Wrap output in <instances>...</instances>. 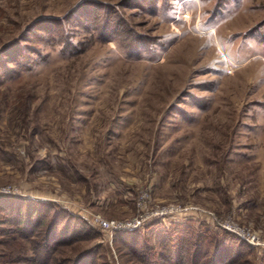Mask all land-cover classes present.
<instances>
[{
	"label": "rangeland",
	"instance_id": "1",
	"mask_svg": "<svg viewBox=\"0 0 264 264\" xmlns=\"http://www.w3.org/2000/svg\"><path fill=\"white\" fill-rule=\"evenodd\" d=\"M79 9L65 46L33 39ZM18 41L26 67L0 70V188L12 192L0 199L53 205L93 233H69L52 264L89 250L100 264H140L113 240L126 230L81 216L161 210L173 213L135 229L148 244L152 223L206 226L264 264V0H0V50ZM5 218L0 264H34Z\"/></svg>",
	"mask_w": 264,
	"mask_h": 264
},
{
	"label": "trees",
	"instance_id": "2",
	"mask_svg": "<svg viewBox=\"0 0 264 264\" xmlns=\"http://www.w3.org/2000/svg\"><path fill=\"white\" fill-rule=\"evenodd\" d=\"M100 10H103L102 8ZM82 9L60 21H51L44 26L33 27L30 31L37 42L58 41L65 46L70 39L63 23L74 20L80 24L84 16ZM82 16V17H81ZM26 41V40H25ZM20 43V44H19ZM26 48L18 41L15 46L6 45L0 50V70L5 74L24 69L27 60ZM9 64L14 67L11 68ZM18 67V68H17ZM16 74V73H15ZM0 211L6 216L5 223L16 225L15 232L30 244L34 264H52L55 245H61L71 233L70 239L91 238L93 233L85 222L56 210L53 205L43 204L22 197L8 196L0 199ZM44 226V230L42 229ZM154 227L155 245L143 241L137 230L116 232L113 240L123 243L140 264H247L249 246L225 232L214 233L206 226L160 229ZM205 227V228H203ZM203 228V229H202ZM42 229V230H41ZM73 235V237H72ZM98 252L89 250L82 253L72 264H100ZM105 264V263H103Z\"/></svg>",
	"mask_w": 264,
	"mask_h": 264
},
{
	"label": "built area",
	"instance_id": "3",
	"mask_svg": "<svg viewBox=\"0 0 264 264\" xmlns=\"http://www.w3.org/2000/svg\"><path fill=\"white\" fill-rule=\"evenodd\" d=\"M11 193L12 192L9 188H5V187L0 188V196L11 194ZM143 197H147V193L142 194L141 199ZM140 203H142V201L138 202L137 206H140ZM172 213L173 211L171 210H161V211L155 212L153 216L140 214L135 218H132L130 220H123V221L105 220L99 216H93L91 219L86 218L84 216H81V218H83L85 221H89L91 224L97 226L102 231H119V230L131 231V230L141 228L148 221H150L153 217L154 219L155 218L164 219ZM226 229L228 230L229 228L226 227ZM243 239L246 242L251 243V244H253L254 243L253 241L255 240L253 236L243 238Z\"/></svg>",
	"mask_w": 264,
	"mask_h": 264
}]
</instances>
